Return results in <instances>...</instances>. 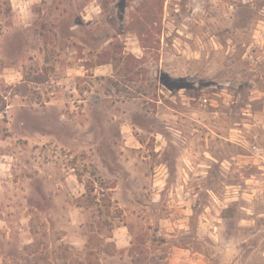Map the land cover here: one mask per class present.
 Wrapping results in <instances>:
<instances>
[{
  "label": "rangeland",
  "instance_id": "rangeland-1",
  "mask_svg": "<svg viewBox=\"0 0 264 264\" xmlns=\"http://www.w3.org/2000/svg\"><path fill=\"white\" fill-rule=\"evenodd\" d=\"M0 264H264V0H0Z\"/></svg>",
  "mask_w": 264,
  "mask_h": 264
},
{
  "label": "crops",
  "instance_id": "crops-1",
  "mask_svg": "<svg viewBox=\"0 0 264 264\" xmlns=\"http://www.w3.org/2000/svg\"><path fill=\"white\" fill-rule=\"evenodd\" d=\"M125 241H123V240H120L119 242H117L118 244H120L121 246L123 245V243H124ZM123 247H125V246H122L121 248H123Z\"/></svg>",
  "mask_w": 264,
  "mask_h": 264
}]
</instances>
